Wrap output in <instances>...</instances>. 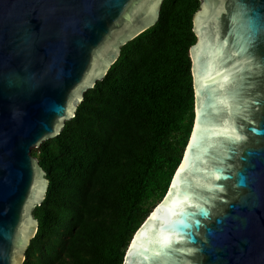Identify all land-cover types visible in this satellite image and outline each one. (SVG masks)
Wrapping results in <instances>:
<instances>
[{"label": "water", "instance_id": "95a60500", "mask_svg": "<svg viewBox=\"0 0 264 264\" xmlns=\"http://www.w3.org/2000/svg\"><path fill=\"white\" fill-rule=\"evenodd\" d=\"M200 1L194 127L123 264H264V0ZM163 2L0 0V264H25L38 232L50 181L33 149L62 133Z\"/></svg>", "mask_w": 264, "mask_h": 264}, {"label": "trees", "instance_id": "16d2710c", "mask_svg": "<svg viewBox=\"0 0 264 264\" xmlns=\"http://www.w3.org/2000/svg\"><path fill=\"white\" fill-rule=\"evenodd\" d=\"M200 0H164L62 133L35 148L50 181L25 264H123L166 195L195 123L190 49Z\"/></svg>", "mask_w": 264, "mask_h": 264}, {"label": "snow or ice", "instance_id": "6c2138e0", "mask_svg": "<svg viewBox=\"0 0 264 264\" xmlns=\"http://www.w3.org/2000/svg\"><path fill=\"white\" fill-rule=\"evenodd\" d=\"M237 139H239V137H237ZM170 243V242H169Z\"/></svg>", "mask_w": 264, "mask_h": 264}]
</instances>
